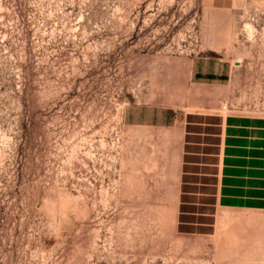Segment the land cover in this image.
<instances>
[{
  "label": "rangeland",
  "instance_id": "374dc122",
  "mask_svg": "<svg viewBox=\"0 0 264 264\" xmlns=\"http://www.w3.org/2000/svg\"><path fill=\"white\" fill-rule=\"evenodd\" d=\"M194 112L264 115V0H0V264H264L181 212Z\"/></svg>",
  "mask_w": 264,
  "mask_h": 264
},
{
  "label": "crops",
  "instance_id": "0c3cea01",
  "mask_svg": "<svg viewBox=\"0 0 264 264\" xmlns=\"http://www.w3.org/2000/svg\"><path fill=\"white\" fill-rule=\"evenodd\" d=\"M185 136L183 214L201 203L190 199L202 196V205L211 206L213 197L218 209L264 210V115L189 113Z\"/></svg>",
  "mask_w": 264,
  "mask_h": 264
}]
</instances>
